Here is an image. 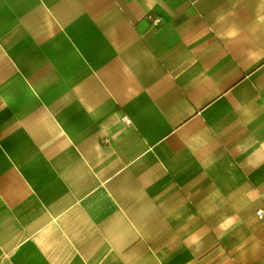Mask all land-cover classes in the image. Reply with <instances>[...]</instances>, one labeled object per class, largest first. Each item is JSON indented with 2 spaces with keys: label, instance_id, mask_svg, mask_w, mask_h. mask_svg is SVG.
Returning <instances> with one entry per match:
<instances>
[{
  "label": "crops",
  "instance_id": "1",
  "mask_svg": "<svg viewBox=\"0 0 264 264\" xmlns=\"http://www.w3.org/2000/svg\"><path fill=\"white\" fill-rule=\"evenodd\" d=\"M0 264H264V0H0Z\"/></svg>",
  "mask_w": 264,
  "mask_h": 264
},
{
  "label": "built area",
  "instance_id": "2",
  "mask_svg": "<svg viewBox=\"0 0 264 264\" xmlns=\"http://www.w3.org/2000/svg\"><path fill=\"white\" fill-rule=\"evenodd\" d=\"M147 18L150 20L152 25H158L161 21L159 17L153 16L151 14L147 15ZM123 120L125 121L126 124L129 123V121L125 117H123ZM257 213L260 214V211Z\"/></svg>",
  "mask_w": 264,
  "mask_h": 264
},
{
  "label": "clouds",
  "instance_id": "3",
  "mask_svg": "<svg viewBox=\"0 0 264 264\" xmlns=\"http://www.w3.org/2000/svg\"><path fill=\"white\" fill-rule=\"evenodd\" d=\"M229 35H235V32H230ZM233 223V220L231 218L227 219L226 221H224L220 227L221 228H227L229 227L231 224ZM193 243H197L198 242V238L193 236Z\"/></svg>",
  "mask_w": 264,
  "mask_h": 264
}]
</instances>
